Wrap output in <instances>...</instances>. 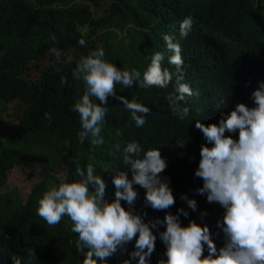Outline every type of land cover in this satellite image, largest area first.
Instances as JSON below:
<instances>
[{
	"label": "trees",
	"instance_id": "trees-1",
	"mask_svg": "<svg viewBox=\"0 0 264 264\" xmlns=\"http://www.w3.org/2000/svg\"><path fill=\"white\" fill-rule=\"evenodd\" d=\"M99 10L102 14L96 17L94 11ZM188 17L192 27L182 37L180 24ZM106 26L121 34L118 43L103 49L104 58L121 70L140 71L141 79L156 52L164 55L162 66L175 71L168 62L173 53L167 50L164 35L180 45L182 82L193 91L191 97L178 102L180 107H188L187 118L179 119L169 106L175 77L166 88H142L139 81L130 88L117 84V96L135 98L150 108L145 124L137 127L130 111L110 96L100 133L104 143L93 145L91 135H83L74 105L85 85L72 73L82 56L98 49L97 33ZM81 39L83 46L78 43ZM53 49L60 52L59 59ZM68 57L71 62H66ZM33 69L38 76H31ZM261 81L264 0H0V264L82 262L83 255L76 247L78 234L72 231L70 218L48 225L37 213L38 200L50 187L58 186L61 178L79 179L77 165L84 168L88 164L104 180L105 197L114 199L113 176L117 171H129L130 166L123 162V148L133 141L144 151L159 149L167 164L160 177L175 198L170 209L154 210L144 202L146 190L134 184L138 195L133 205L121 201L125 208L140 214L156 236L148 264L167 259L160 238L167 212L176 215L182 226L190 221L206 224L217 249L223 247L225 237L218 222L222 224L225 209L209 203L206 193H198L203 181L195 171L201 145L207 141L195 124L197 120L218 124L221 113L229 114L238 103L255 107L251 94ZM16 104L15 117L9 119L7 112L15 110ZM225 135L238 139V132ZM178 139L187 142L181 147ZM58 162L68 168L55 171L53 165ZM17 168L31 169L40 177L22 205L3 193ZM128 176L131 179L130 172ZM182 197L194 199L196 209L189 208ZM134 250L135 240L118 249L108 264H138L139 258L130 256Z\"/></svg>",
	"mask_w": 264,
	"mask_h": 264
},
{
	"label": "clouds",
	"instance_id": "clouds-1",
	"mask_svg": "<svg viewBox=\"0 0 264 264\" xmlns=\"http://www.w3.org/2000/svg\"><path fill=\"white\" fill-rule=\"evenodd\" d=\"M191 27L192 18H185L180 24V35L187 36ZM163 40L167 50L173 53L168 62L175 66L174 72L162 66L164 55L161 52L151 57L142 79L140 71L121 70L107 61L102 48L78 60L72 75L83 81L85 91L77 99L74 110L80 115L83 135L90 134L93 145L104 143L100 133L110 96L130 111L137 127L145 124V116L151 111L135 98L117 96V84L130 88L139 81L142 88H166L175 77L174 94L168 97L169 106L179 119L188 117V107H180L178 103L193 95L190 86L182 82L181 47L168 35H164ZM78 43L83 46L85 41L81 39ZM53 52L59 59L60 52L55 49ZM71 60L72 57H68L66 62ZM61 82L66 84L67 80L62 77ZM251 95L255 107L238 103L229 114L221 113L218 124H204L199 120L195 124L207 141L201 145L195 171L203 181L198 193H206L209 203H218L225 209L222 224L218 222L225 237L223 247L217 249L206 224L201 226L190 221L182 226L176 215L167 212L166 228L160 233L167 259H161L159 264H264V81L259 82ZM45 118L51 120L48 113ZM226 132H238V139L225 135ZM186 142L177 140L181 147ZM123 162L130 168L128 172L117 171L113 176L115 198L112 200L105 197V182L95 174L91 164L84 168L77 165L79 179L61 178L58 186L50 187L38 200L37 213L48 225L59 224L65 216L70 218L72 231L78 234L77 251L83 255L78 264H108L109 257L133 240L135 250L130 256L138 257V264H148L156 236L140 214L121 203L133 205L138 195L134 184L146 190L144 202L154 210L164 211L175 204L171 188L160 177L167 164L158 148L144 151L139 143L129 142L123 148ZM187 204L192 210L197 207L194 199H187ZM180 212L188 215L184 209Z\"/></svg>",
	"mask_w": 264,
	"mask_h": 264
},
{
	"label": "rangeland",
	"instance_id": "rangeland-1",
	"mask_svg": "<svg viewBox=\"0 0 264 264\" xmlns=\"http://www.w3.org/2000/svg\"><path fill=\"white\" fill-rule=\"evenodd\" d=\"M96 17H100L101 11H94ZM85 32H89L88 28L84 29ZM97 33L96 40H99L98 49H106L113 42H119L120 32L111 28L110 26L103 27ZM32 77L38 76V73L33 69L30 72ZM14 109V106L11 107ZM17 109V104L15 105V110H10L7 112L8 118L10 116L15 117ZM5 117L6 121L9 119ZM68 168L66 163H57L53 165L55 171H64ZM40 182V177L38 173L31 169L17 168L10 176L7 186L3 190V193L8 194L12 199H15L20 205H22L27 198L30 196L34 186Z\"/></svg>",
	"mask_w": 264,
	"mask_h": 264
}]
</instances>
